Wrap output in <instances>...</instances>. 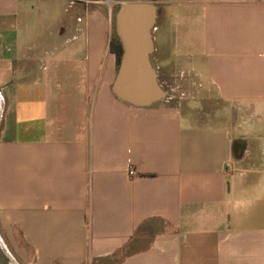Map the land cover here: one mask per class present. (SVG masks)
Masks as SVG:
<instances>
[{
    "label": "crops",
    "instance_id": "obj_1",
    "mask_svg": "<svg viewBox=\"0 0 264 264\" xmlns=\"http://www.w3.org/2000/svg\"><path fill=\"white\" fill-rule=\"evenodd\" d=\"M121 2L0 0L13 261L264 264V0H154L146 108L111 89Z\"/></svg>",
    "mask_w": 264,
    "mask_h": 264
},
{
    "label": "water",
    "instance_id": "obj_2",
    "mask_svg": "<svg viewBox=\"0 0 264 264\" xmlns=\"http://www.w3.org/2000/svg\"><path fill=\"white\" fill-rule=\"evenodd\" d=\"M159 12L154 0H122L115 12L122 57L111 89L118 100L136 108L149 107L169 96L159 85L158 73L150 61L154 51L152 32ZM0 264H16L1 242Z\"/></svg>",
    "mask_w": 264,
    "mask_h": 264
},
{
    "label": "trees",
    "instance_id": "obj_3",
    "mask_svg": "<svg viewBox=\"0 0 264 264\" xmlns=\"http://www.w3.org/2000/svg\"><path fill=\"white\" fill-rule=\"evenodd\" d=\"M110 50L116 55L117 67L119 68L122 57V45L117 35H114L110 40Z\"/></svg>",
    "mask_w": 264,
    "mask_h": 264
},
{
    "label": "rangeland",
    "instance_id": "obj_4",
    "mask_svg": "<svg viewBox=\"0 0 264 264\" xmlns=\"http://www.w3.org/2000/svg\"><path fill=\"white\" fill-rule=\"evenodd\" d=\"M117 11V8L115 9L114 13ZM2 238V234L0 233V242L3 246V248L5 249V251L7 252V254L10 256V258L12 260H14L13 256H12V251L10 248H8V243H6L4 240L1 239Z\"/></svg>",
    "mask_w": 264,
    "mask_h": 264
},
{
    "label": "built area",
    "instance_id": "obj_5",
    "mask_svg": "<svg viewBox=\"0 0 264 264\" xmlns=\"http://www.w3.org/2000/svg\"><path fill=\"white\" fill-rule=\"evenodd\" d=\"M129 174H130L131 176H133V175L135 174V172H134V170H133L132 168L129 170Z\"/></svg>",
    "mask_w": 264,
    "mask_h": 264
},
{
    "label": "bare ground",
    "instance_id": "obj_6",
    "mask_svg": "<svg viewBox=\"0 0 264 264\" xmlns=\"http://www.w3.org/2000/svg\"><path fill=\"white\" fill-rule=\"evenodd\" d=\"M1 108V107H0Z\"/></svg>",
    "mask_w": 264,
    "mask_h": 264
}]
</instances>
